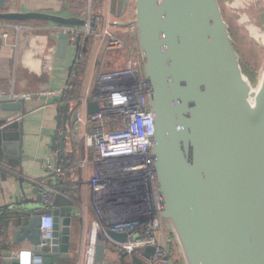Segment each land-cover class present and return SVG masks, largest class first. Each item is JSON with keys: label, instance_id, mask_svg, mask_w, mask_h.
Returning a JSON list of instances; mask_svg holds the SVG:
<instances>
[{"label": "water", "instance_id": "water-1", "mask_svg": "<svg viewBox=\"0 0 264 264\" xmlns=\"http://www.w3.org/2000/svg\"><path fill=\"white\" fill-rule=\"evenodd\" d=\"M12 1L0 0V8ZM130 7L135 13L126 19ZM114 17V29L135 27L132 39L149 86L155 122L152 155L168 247L176 248L184 264H264V70L256 85L244 73L241 51L220 0H116ZM32 19L62 28L56 56L75 51L71 78L83 50L82 37L73 42L64 28L84 27L86 20L41 12H0V21ZM65 98L63 92L61 100ZM26 105L24 100L2 102L1 110L25 113ZM70 110V105L59 108L64 116L57 118L51 135L52 148L61 152L54 155V169L60 160L63 167L69 165L68 142L80 114L77 110L70 118ZM98 111L96 101L88 103L87 116ZM2 121L0 164L16 168L23 158L24 130L17 121ZM22 192L25 199L20 207L32 203L24 186ZM61 192L55 210L31 213L28 223L13 233L14 243L28 242L39 254L45 241L41 218L53 215L51 249L43 255L42 264H61L70 258L77 217L74 204H64L73 189L62 186ZM32 193L39 203L40 189L35 187ZM108 234L114 240H126L125 234ZM108 250L116 252L100 233L95 264H105ZM11 256L10 251L4 254V264H19Z\"/></svg>", "mask_w": 264, "mask_h": 264}, {"label": "built area", "instance_id": "built-area-1", "mask_svg": "<svg viewBox=\"0 0 264 264\" xmlns=\"http://www.w3.org/2000/svg\"><path fill=\"white\" fill-rule=\"evenodd\" d=\"M86 1L88 4L86 25L64 30L70 32L73 42L81 35L87 40L96 38L101 44H105L103 70L97 78L98 91L94 100L99 111L87 116L85 120L88 129L85 134L86 158L67 167L58 166L57 169L49 164L47 169H50V172L45 180H31L32 185L40 189L42 196L38 203L40 209L37 211L55 210V201L63 195L61 187H67L68 184L76 187L72 184L75 181L73 178L75 170L90 165L93 167V175L88 186L95 219L81 234L78 264H95L96 245L100 233L106 237V244L116 249V252L107 251L105 264H171V252L174 254L175 252L166 243L162 221L163 204L158 194V180L152 155L155 122L150 113L149 86L144 78L143 61L138 45L135 43L133 47L128 39L135 34V27L124 29L123 34L116 33L112 14L104 18L93 10V0ZM254 3H262L264 7V0H257L251 4ZM129 15L132 17L134 14L128 11L127 17ZM238 15L240 23L241 15ZM240 25L243 26L241 23ZM11 27L18 33L21 30L20 26L0 21V37L6 43L9 39L7 29ZM243 27L248 30L247 26ZM10 45L17 49L18 41ZM125 51H129L130 55L123 66L104 69L111 53L119 54ZM54 54L55 48H50L44 56L45 72L53 71ZM81 60L80 55L78 62ZM44 95L62 96L63 93L0 92V101L24 100L27 103L35 97ZM78 118V122L71 129L70 141L73 145L79 140L80 116ZM60 153V150L54 151V155ZM67 197L69 198L68 195ZM5 212L4 209H0V219ZM40 231L45 240L40 245L41 253L19 250L11 252V258L18 259L19 264H42L43 255L51 249L48 241L52 240L54 233V217L51 213L42 216ZM109 231L125 234L126 240L124 242L114 240L109 236ZM5 233V229L0 230V235ZM2 245L0 240V259L4 258ZM149 249L153 250L147 253Z\"/></svg>", "mask_w": 264, "mask_h": 264}, {"label": "crops", "instance_id": "crops-1", "mask_svg": "<svg viewBox=\"0 0 264 264\" xmlns=\"http://www.w3.org/2000/svg\"><path fill=\"white\" fill-rule=\"evenodd\" d=\"M84 1L87 2L86 0ZM254 1L257 0H220L227 11L231 12L237 19V22L234 21L235 24L238 23V27H240V23L243 26H247L250 35L264 46V7L261 8L259 3L252 8L245 7ZM228 2H230V5H226ZM115 7L116 0H93V10L104 18L112 14L111 18L113 21H116L114 19ZM70 8L71 0H13L12 2H6L4 8H0V12H41L65 18L77 17L85 20L86 12L84 15L77 16ZM86 9H88V4ZM129 9L128 11L131 12V8ZM242 10L245 12H242ZM238 14H241L240 23L237 17ZM127 18H131V16L129 15ZM249 20L251 23H249ZM6 22L14 26H20L21 30L18 33L15 28H8V43L0 37V92L23 94L55 91L63 93L72 90L76 65L71 78H69V67L72 64L75 51H68L65 57L58 58L56 56L59 42L57 35L60 31V29H56L58 26L54 23L37 19ZM236 30L237 33L241 32L240 28ZM114 31L118 34H123L125 30L114 29ZM128 39L133 44L132 36H129ZM16 41H18V48L14 49L10 44H16ZM82 46L86 52L80 51L84 72L81 77L83 81L82 106L79 109H75L76 103L74 99L69 100L66 98L62 101L61 96L44 95L35 97L32 101L27 102L25 113L2 111V101H0V122L7 120L8 124H10L17 121L24 130L23 158L20 161V166L17 164L16 168H10L6 164H0V209H4L10 215L16 213L22 215V223L20 225L27 224L32 216L31 213H35L40 209L37 198L32 193L35 187L32 185L33 182L31 180H45L50 172L47 166L49 164L53 167L55 166V150L52 148L51 135L57 129V118L64 116L62 112H59V108L70 105V118L73 117L77 110L80 111V123L78 124L79 140L74 145H71V141L68 142V156L75 155L76 158L73 164L79 163L87 156L85 147V134L88 130L85 123L87 105L95 100L98 91L97 78L103 70L105 45L104 43L101 44L99 39L92 38L90 40H82ZM50 48H55V54L53 71L48 73L44 71L43 63L44 56H46ZM115 65L113 60H107L104 69H111ZM58 166L63 167V160L58 161ZM92 175V166L88 165L83 169L78 168L73 174L75 181L72 182L76 187L71 186V184L67 186L73 189V193L68 192V196L74 202L77 219L82 220V225L76 221L73 224L71 254L72 248L79 250L80 234L95 219L91 208V195L88 186ZM22 186L25 188L27 199L32 203L23 204V207H20L18 204L25 199ZM15 220H10L8 235V244L14 245L15 248L1 250L4 254L8 251L31 250V245L28 242L14 243V230L20 226L13 223ZM76 230H79L78 234L80 237L75 234ZM2 262L4 264L3 259Z\"/></svg>", "mask_w": 264, "mask_h": 264}, {"label": "trees", "instance_id": "trees-1", "mask_svg": "<svg viewBox=\"0 0 264 264\" xmlns=\"http://www.w3.org/2000/svg\"><path fill=\"white\" fill-rule=\"evenodd\" d=\"M86 3L87 2H85L84 0H71L70 10L77 16L84 15V13L87 10L86 9L87 8ZM225 17L228 20L229 24L231 25V32H232V35L235 39L236 35L239 34V32L237 33L235 26L231 22V18L228 17V15H226V14H225ZM242 66H243L244 73L250 78L251 82L255 85L258 82V75L259 74H257L256 70L251 69L250 66H248V65L244 64ZM83 72H84L83 62L80 61L76 64V67L74 69L75 78H74V84L72 85L73 89L66 92V98H68L69 100L74 99V101L76 103L75 109H79L82 106V102H81L82 94L81 93H82V88H83V81L81 80V77L83 76L82 75ZM71 145H73V144L71 143ZM75 158H76L75 155H71L69 157V166L74 163ZM21 218H22V215H20V214L16 213V214L10 215L8 212H5L3 214V216L1 217V219H0V230L1 229L6 230L5 234L0 235V240L3 243L1 250H3V249L4 250H11V249L15 248L14 245L8 244L9 243V236H8L9 235V224H10L11 219H16L15 222H13V223L17 226L20 225L22 223ZM75 221L82 225L81 219L76 218ZM76 231L77 232H75V234L77 235L79 230H76ZM78 258H79L78 249L76 250L75 248L74 249L72 248V254H70V258L62 260L61 264H78ZM0 264H3L2 259H0Z\"/></svg>", "mask_w": 264, "mask_h": 264}, {"label": "rangeland", "instance_id": "rangeland-1", "mask_svg": "<svg viewBox=\"0 0 264 264\" xmlns=\"http://www.w3.org/2000/svg\"><path fill=\"white\" fill-rule=\"evenodd\" d=\"M260 4H261V7H263L262 3H260ZM226 5H230V2H228ZM254 5H255V3H254ZM254 5L250 4V5H247L245 7L246 8H249V7L252 8V7H254ZM257 6H259V5H257ZM221 7H222L224 17H225V14L228 15V17L231 18V22L233 23L235 28L236 29L240 28V30H241V32H239V34L236 35L235 42L241 51L242 65H244V64L248 65V66H250L251 69L256 70L257 74H259L258 75V81H259V77L264 70V46L261 43H259L255 38H253L246 28L241 27V25H240V27H238V23L235 24L234 21L237 22V19L234 17L233 14L231 15V12L227 11V9L225 8V6L222 3H221ZM242 12H245V11L242 10ZM244 14H246V13H244ZM237 17L239 19V15ZM225 19H226V17H225ZM227 22H228V20H227ZM133 47H135V46H133ZM129 55H130L129 51L121 52L119 54L111 53L108 57V60L109 61L113 60L116 64L114 67H119L122 64H124L125 60L129 57ZM64 204H72L73 205L74 202L72 200H67ZM80 235L78 234V237H80ZM173 251L177 255L176 256V258L178 260L177 264H184L181 256H178L175 248H173Z\"/></svg>", "mask_w": 264, "mask_h": 264}, {"label": "flooded vegetation", "instance_id": "flooded-vegetation-1", "mask_svg": "<svg viewBox=\"0 0 264 264\" xmlns=\"http://www.w3.org/2000/svg\"><path fill=\"white\" fill-rule=\"evenodd\" d=\"M176 254H174L173 252H171V264H177V258H176Z\"/></svg>", "mask_w": 264, "mask_h": 264}, {"label": "bare ground", "instance_id": "bare-ground-1", "mask_svg": "<svg viewBox=\"0 0 264 264\" xmlns=\"http://www.w3.org/2000/svg\"><path fill=\"white\" fill-rule=\"evenodd\" d=\"M132 13L134 14L135 13V11L132 9ZM78 28H81V27H78ZM81 36V35H80ZM82 38H81V42H82V40H86L87 38L86 37H84V36H81ZM136 43V41L135 42H133V44H131V45H133L134 46V44ZM105 45V44H104ZM105 50V49H104ZM172 251H173V248H172ZM176 252H177V250H176Z\"/></svg>", "mask_w": 264, "mask_h": 264}]
</instances>
